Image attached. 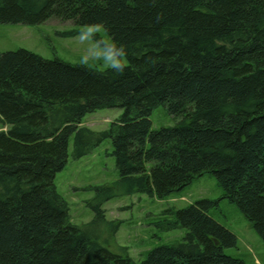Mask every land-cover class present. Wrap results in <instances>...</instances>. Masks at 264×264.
<instances>
[{
  "label": "trees",
  "instance_id": "trees-1",
  "mask_svg": "<svg viewBox=\"0 0 264 264\" xmlns=\"http://www.w3.org/2000/svg\"><path fill=\"white\" fill-rule=\"evenodd\" d=\"M50 19L99 25L123 71L26 49L0 52V264H246L227 254L238 236L209 211L235 202L264 240V0H0V23ZM78 33V31H74ZM123 49V54L121 52ZM160 105L179 118L152 129ZM121 107L108 129L87 113ZM111 138L120 177L96 186L95 217L71 220L55 176ZM213 173L224 193L167 210L182 240L135 261L102 243V204L117 193L163 198Z\"/></svg>",
  "mask_w": 264,
  "mask_h": 264
},
{
  "label": "rangeland",
  "instance_id": "rangeland-1",
  "mask_svg": "<svg viewBox=\"0 0 264 264\" xmlns=\"http://www.w3.org/2000/svg\"><path fill=\"white\" fill-rule=\"evenodd\" d=\"M96 34L104 43H111V37L99 25L82 26L58 19L39 24L0 23V52L26 49L46 59H61L71 64L104 70L110 68L118 56L99 43L94 37ZM119 58L128 64L126 56ZM123 113L121 107L97 109L87 113L81 125L96 131L105 130ZM150 119L152 129L157 130L174 126L179 118L169 114L166 106L160 105L152 111ZM7 128L0 122V130ZM69 149L68 163L57 172L55 184L58 192L69 203L72 222L80 225L95 217V211L89 203L98 196L95 187L115 182L120 174L111 138L104 140L91 152L74 157L72 136ZM223 193L213 173H205L181 190L163 198L141 192H119L102 204L106 219L119 224L114 236L112 224L103 226L102 243L117 253L125 254L127 250L135 261H141L153 248L180 241L187 233V228L166 230L160 226L166 218L173 217L167 212L168 209L185 208L199 199H219ZM209 214L238 236L237 246L226 248L227 254L243 259L246 264H264V240L235 202L221 198L219 206L212 207Z\"/></svg>",
  "mask_w": 264,
  "mask_h": 264
},
{
  "label": "clouds",
  "instance_id": "clouds-1",
  "mask_svg": "<svg viewBox=\"0 0 264 264\" xmlns=\"http://www.w3.org/2000/svg\"><path fill=\"white\" fill-rule=\"evenodd\" d=\"M121 52L123 54V49H121ZM124 63H125V61H123L121 58L117 57L110 66L117 69L118 71H123Z\"/></svg>",
  "mask_w": 264,
  "mask_h": 264
}]
</instances>
